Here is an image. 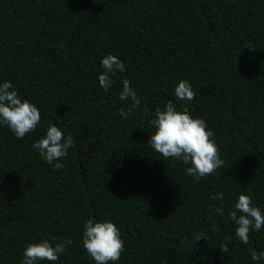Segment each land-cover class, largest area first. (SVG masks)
<instances>
[{"label": "trees", "instance_id": "trees-1", "mask_svg": "<svg viewBox=\"0 0 264 264\" xmlns=\"http://www.w3.org/2000/svg\"><path fill=\"white\" fill-rule=\"evenodd\" d=\"M108 54L126 70L105 92ZM124 78L140 99L127 117ZM182 79L192 101L175 98ZM5 80L42 118L22 139L0 126V264H21L41 239L73 243L38 264H95L82 245L89 218L119 228L114 264H264L249 251L264 252V227L244 244L228 215L241 192L264 210V0H0ZM169 100L205 120L224 168L197 180L148 144ZM52 123L75 141L62 169L32 147Z\"/></svg>", "mask_w": 264, "mask_h": 264}, {"label": "clouds", "instance_id": "clouds-1", "mask_svg": "<svg viewBox=\"0 0 264 264\" xmlns=\"http://www.w3.org/2000/svg\"><path fill=\"white\" fill-rule=\"evenodd\" d=\"M249 50H255L251 45H245ZM103 72L98 76L100 86L108 92L114 81L111 75L119 71L125 72V65L115 55H105L101 60ZM122 90L119 93L121 101L131 100L125 108H120L118 114L127 117L140 107V99L131 87V82L124 78ZM178 101H192L196 95L187 80H180L174 90ZM148 109H145V115ZM40 110L26 99H22L11 81L0 83V126H7L17 138L22 139L31 133L41 121ZM154 126V134L150 136L148 144L164 158H173L182 161L187 167V174L199 180L213 175L218 169L224 168V161L220 157L219 148L213 138V132L207 128L205 120L194 118L187 104L178 110L173 101L169 100L163 110L155 109L154 118L149 120ZM43 159L54 169H62L63 163L55 162L66 158L70 148L75 147L71 134L65 137L63 126L50 124L46 134L33 143ZM55 162V163H54ZM213 200H223V193H216L210 197ZM222 213L223 209L216 208ZM236 225L235 235L244 244L250 243V233L258 232L264 227V210L253 204L251 195L241 192L234 204L233 210L228 213ZM203 234L197 235L194 242ZM71 239L64 240L52 246L47 239L39 243L28 244L23 251L21 264H38L39 261L55 262L65 253L66 245H71ZM82 245L95 264H114L121 257L124 250V241L121 239L119 228L111 221L95 222L89 218L83 226ZM223 251L227 252L225 246ZM253 261L264 260V252L257 253L250 249Z\"/></svg>", "mask_w": 264, "mask_h": 264}]
</instances>
